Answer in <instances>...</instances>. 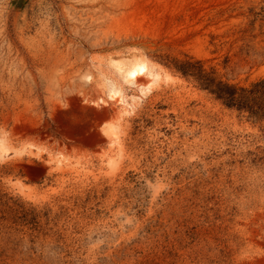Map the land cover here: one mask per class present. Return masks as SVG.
<instances>
[{"label":"rangeland","instance_id":"obj_1","mask_svg":"<svg viewBox=\"0 0 264 264\" xmlns=\"http://www.w3.org/2000/svg\"><path fill=\"white\" fill-rule=\"evenodd\" d=\"M138 52L163 76L122 114ZM186 61L264 80V0H0V264H264V118Z\"/></svg>","mask_w":264,"mask_h":264},{"label":"bare ground","instance_id":"obj_2","mask_svg":"<svg viewBox=\"0 0 264 264\" xmlns=\"http://www.w3.org/2000/svg\"><path fill=\"white\" fill-rule=\"evenodd\" d=\"M105 9V8H104ZM107 10V9H106ZM103 11V10H102ZM99 13V11H98ZM101 13V12H100ZM103 13V12H102ZM70 16V15H69ZM77 23V22H76ZM86 35V34H85ZM156 65V64H155ZM145 56L138 53H133L129 57H121L119 59H109L107 67L110 69L106 71L107 74H102V87L105 91L102 92L106 95V99L119 103L122 108V114L128 113L127 106H130L133 110V104L136 102V98L132 97V104L127 103V97L124 94L123 89L125 85L133 86L140 90L143 96L152 92L153 86L162 79V72ZM100 72V71H99ZM102 72V71H101ZM105 72V73H106ZM92 72H85L80 75V80L86 81L92 80ZM103 73V72H102ZM54 83V82H53ZM100 83V81H99ZM98 85V84H97ZM97 105H106L108 102L102 98H97ZM95 103V102H94ZM114 125H110L106 131L109 137L115 135L113 130ZM105 131V132H106ZM9 147L6 143L4 136H0V159L9 151ZM24 151V150H22ZM16 152V151H15Z\"/></svg>","mask_w":264,"mask_h":264},{"label":"trees","instance_id":"obj_3","mask_svg":"<svg viewBox=\"0 0 264 264\" xmlns=\"http://www.w3.org/2000/svg\"><path fill=\"white\" fill-rule=\"evenodd\" d=\"M184 77H192L228 108L247 111L250 116L264 118V80L248 87L217 81L212 72H206L200 62L186 61L177 67Z\"/></svg>","mask_w":264,"mask_h":264}]
</instances>
